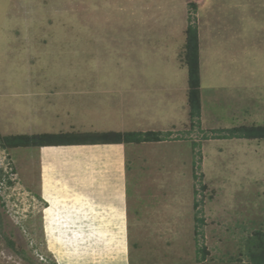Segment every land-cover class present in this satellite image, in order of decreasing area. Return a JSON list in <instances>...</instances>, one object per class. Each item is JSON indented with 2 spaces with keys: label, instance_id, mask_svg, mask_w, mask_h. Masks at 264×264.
Returning <instances> with one entry per match:
<instances>
[{
  "label": "rangeland",
  "instance_id": "rangeland-1",
  "mask_svg": "<svg viewBox=\"0 0 264 264\" xmlns=\"http://www.w3.org/2000/svg\"><path fill=\"white\" fill-rule=\"evenodd\" d=\"M189 18L209 140L191 129ZM256 126L264 0H0V138L172 132L120 149L0 147V264H249L264 234V139L211 136ZM76 200L91 213L70 215Z\"/></svg>",
  "mask_w": 264,
  "mask_h": 264
},
{
  "label": "trees",
  "instance_id": "trees-1",
  "mask_svg": "<svg viewBox=\"0 0 264 264\" xmlns=\"http://www.w3.org/2000/svg\"><path fill=\"white\" fill-rule=\"evenodd\" d=\"M193 10L196 5L191 3L190 6ZM187 39L189 55L187 63L189 65V108H190V121L192 128L197 127L201 130V101H200V78H199V59H198V29L192 23V19H188ZM202 131V130H201ZM202 133H204L202 131ZM212 138L218 140L229 139H264V126L259 127H241L223 130H212ZM172 132H158V131H125V132H110V133H38L32 135H8L0 138V147L5 150H13L17 148H44V147H60V146H78V145H102V144H143L165 142L171 138ZM204 139L209 140L207 133H204ZM184 138H175L174 140H182ZM200 147L197 142L192 143V151ZM198 161L193 160L195 166ZM193 166V167H194ZM197 167L193 170V177L195 180L202 179L197 174ZM11 184V182H8ZM201 189H205L202 182H200ZM198 190H194V196H197ZM200 202H194L196 210L195 221V234L196 236L203 237L204 219L199 217ZM249 244L248 261L249 264H264V234L258 233L256 237L252 238ZM13 247V244H11ZM205 247L198 248V254H201L200 260L205 259Z\"/></svg>",
  "mask_w": 264,
  "mask_h": 264
},
{
  "label": "crops",
  "instance_id": "crops-1",
  "mask_svg": "<svg viewBox=\"0 0 264 264\" xmlns=\"http://www.w3.org/2000/svg\"><path fill=\"white\" fill-rule=\"evenodd\" d=\"M107 145V144H106ZM110 145V147H116V149L117 148H121V147H123V145L122 144H109ZM78 146H81V147H83V146H86V145H78ZM100 146V145H99ZM105 146V145H104ZM60 147H69V146H60ZM71 147H74V146H71ZM47 148H51V149H58L59 147H44V148H42V149H47ZM123 154L122 153H120V154H117V156L115 157V159H114V161H116V163L118 164V167H120L122 164H121V161H122V159H123V157L124 156H122ZM123 162V161H122ZM124 166H126L125 164H124ZM122 167V166H121ZM66 202H67V200H66ZM73 204H74V206L71 208V210H70V212H69V214L70 215H72V216H74V215H77V216H80L81 218H82V216H83V218H84V216H86L87 214H90L91 212H89V210H88V206H87V202L85 201V200H80V203L76 200L75 202H73ZM67 205L68 206H70L68 203H67ZM92 217V216H91ZM93 218H94V216H93ZM98 218V217H97ZM97 218H95L96 220H97ZM86 219H89V218H86ZM85 219V220H86ZM84 220V219H83ZM83 220H82V222H83ZM91 220H93V219H91ZM87 221V220H86ZM88 222V221H87Z\"/></svg>",
  "mask_w": 264,
  "mask_h": 264
},
{
  "label": "bare ground",
  "instance_id": "bare-ground-1",
  "mask_svg": "<svg viewBox=\"0 0 264 264\" xmlns=\"http://www.w3.org/2000/svg\"><path fill=\"white\" fill-rule=\"evenodd\" d=\"M153 177V176H152ZM153 180V179H152Z\"/></svg>",
  "mask_w": 264,
  "mask_h": 264
}]
</instances>
